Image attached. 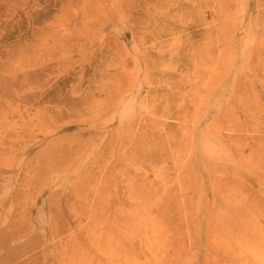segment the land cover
Here are the masks:
<instances>
[{
    "label": "rangeland",
    "instance_id": "1",
    "mask_svg": "<svg viewBox=\"0 0 264 264\" xmlns=\"http://www.w3.org/2000/svg\"><path fill=\"white\" fill-rule=\"evenodd\" d=\"M0 264H264V0H0Z\"/></svg>",
    "mask_w": 264,
    "mask_h": 264
}]
</instances>
